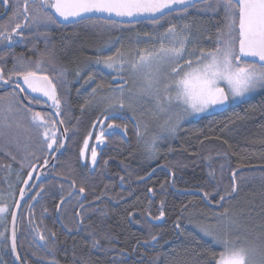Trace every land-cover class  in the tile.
I'll use <instances>...</instances> for the list:
<instances>
[{
  "label": "trees",
  "instance_id": "16d2710c",
  "mask_svg": "<svg viewBox=\"0 0 264 264\" xmlns=\"http://www.w3.org/2000/svg\"><path fill=\"white\" fill-rule=\"evenodd\" d=\"M224 3L201 1L155 22L123 24L95 18L91 31L61 41L57 54L65 67L57 79L61 92L66 86L63 72L76 78L71 100L63 101L59 115L66 148L39 184L42 194L19 211L15 246L22 264H214L212 255L221 249L198 225L238 203L260 216L264 227V88L229 102L221 113L209 110L185 121L170 134L158 129L149 135L159 134L151 155L131 116H111L119 127L96 147V162L79 160L95 118L88 103L111 90L106 89L111 73L100 80L93 61L109 56V45L154 47L171 25L177 30L189 26L187 48L189 32L195 30L199 33L195 49L213 50L218 36L227 31ZM89 75L92 81L83 83ZM48 152L44 147L38 154L25 155L22 148L0 143V204L8 207L0 230V264H13L8 248L10 213L28 173L45 163ZM94 241L99 242L96 247Z\"/></svg>",
  "mask_w": 264,
  "mask_h": 264
},
{
  "label": "snow or ice",
  "instance_id": "6c2138e0",
  "mask_svg": "<svg viewBox=\"0 0 264 264\" xmlns=\"http://www.w3.org/2000/svg\"><path fill=\"white\" fill-rule=\"evenodd\" d=\"M8 2L9 0H4L5 4ZM32 3L36 9V15L31 17V22L34 24L58 23L57 16L64 20L91 19L96 14L121 18L147 16L153 18L155 22V18H162L166 10L177 6L182 11L186 10L192 0H32ZM28 4L29 0H24L25 13L28 12ZM223 6L229 21L227 31L218 36L217 46L213 50L206 51L201 48L199 54L196 49L189 51L186 35L189 26L184 25L177 30L175 25H171L159 36L158 48L140 49L129 54L118 49L115 55L98 56L93 63L97 66L102 64L105 68L120 73L127 71L133 82L139 85L138 94L155 99L157 115L163 119V123L159 126L160 133L173 132L179 121L186 116L223 106L257 88H264V0H225ZM110 22L115 23V21ZM17 29L22 31L19 23L12 32L15 33ZM0 37L6 39L9 44L13 43L11 33L4 36V33L0 32ZM186 54L188 59H185ZM181 61L184 63L181 64ZM164 68L169 71L162 72ZM44 71L43 64L39 61L35 66H25L21 61L19 68L7 79L3 72H0V82L5 86L13 84V76H15L17 78L15 88L20 89L21 92L25 91L18 82L22 80L32 93H41L47 97L56 109V114L61 115V100L57 95L56 83L48 75L40 74ZM88 79H92L91 75ZM127 82V80L123 81L124 84ZM118 90L123 94L122 87ZM95 91L96 89H93V92ZM0 100H4V97H0ZM20 100L21 97L14 91L10 94L6 105L0 106V124L7 125L14 117L18 112L15 105ZM33 101L39 103L35 97L30 103ZM123 106L121 101L120 107ZM28 111H31L30 107ZM31 123L38 130V135H40L39 130H43L39 144L47 146L49 150L47 154L51 155L63 148L60 138L53 131L55 125H50L46 116L36 112L31 116ZM100 123L102 124L103 121ZM118 127L119 125H108L109 129ZM137 128V135L144 138L145 150L151 155L159 134L146 138L147 126L144 132L139 130V125ZM105 134L106 130L101 128L96 140L102 143ZM84 143L87 146L88 141L85 140ZM80 155L84 156V149H81ZM92 162H96L95 147L92 149ZM28 175L31 178L33 173L29 172ZM24 183L27 184L28 181L25 180ZM83 191L81 189V192ZM20 194L23 197L25 190L21 189ZM220 199L223 201L225 197L221 196ZM7 211V206H0V215ZM163 215L161 211L160 216ZM198 227L204 236L211 237L221 249L218 254L212 255L214 264H264V248L257 249L239 244L237 240L231 239L228 234L220 232L211 225H198ZM40 239L43 240L44 237L41 236ZM156 239L155 236L152 237L153 241ZM98 243L94 241L93 247ZM13 251H15L14 242Z\"/></svg>",
  "mask_w": 264,
  "mask_h": 264
},
{
  "label": "flooded vegetation",
  "instance_id": "af4514ba",
  "mask_svg": "<svg viewBox=\"0 0 264 264\" xmlns=\"http://www.w3.org/2000/svg\"><path fill=\"white\" fill-rule=\"evenodd\" d=\"M24 6H25L24 0H9L7 4L4 3V0H0V32H3L4 36H7L9 33H11L13 37V43L11 44H9L8 41L3 37H0V72H3L5 79H7L9 75H11L15 70L19 68V64L21 61L25 66H35L36 62L39 61L43 64V67L45 69V71L40 74L48 75L51 79L55 81L57 87V95L59 99L61 101L71 100L72 97L71 93L74 91V88L72 86L76 84V78H70L65 76L63 77V82L66 85L65 88L63 89V92H61L59 83L57 82L58 81L57 79H59L61 74V67L65 68L59 61V57L57 55L58 52L59 53L61 52L62 46H60V43L61 41H64L66 43V41H68L69 38H71V35H74L79 31L80 32L91 31L92 22H93L91 19L94 18L83 19L76 22H65L62 20L61 17L57 16V20L59 21L58 23L34 24L31 22V17L36 15V9L32 3V0H29L27 13H25L24 11ZM17 23L21 25L22 31L20 29H17V31L13 33L12 29L15 28V25ZM68 68H71L70 65L68 66ZM63 74L66 73L63 72ZM13 81H14L13 84L7 86H5L2 82H0V97H4V100H0V102L3 101V103H7L8 99L10 98V94L14 91L21 97L20 102L15 105L16 109H18L16 115L19 114L25 115L27 117L26 119L28 120L29 118L30 122H31V116L36 112L41 113L43 116L49 117L50 119H52V121L49 120L50 125L54 124L56 126L57 133L60 138L58 127L53 115L49 111L43 109L49 107L46 101V97L43 96L41 93H32L31 90L27 89V86L23 84V81L19 80L18 82L25 89L24 92H21L20 89L15 88V82L17 81V78L15 76H13ZM123 81L124 80L118 78L117 76L111 73V76H108L107 78L106 88L111 90L114 89L117 90L120 89L121 87L124 88L126 84H124ZM33 97L37 98L39 100V103H36L35 101L30 103V100H32ZM29 107L31 108V111H28ZM54 111L56 112L55 108ZM114 116L118 117L119 114L112 115V117ZM110 117L111 116H109V118ZM103 120L104 121L106 120V116L105 117L100 116L95 121L98 126L96 124L93 125L89 129L87 136L84 138L82 142L81 149L82 146L85 144L84 143L85 140L88 141L87 146L84 147L83 157H81L80 155L81 149L79 151V160L82 164L92 163L93 147L100 148L104 142V139L114 129V128L109 129L108 125L119 124V122H114V121L111 122V118L101 124L100 121ZM101 128L106 130V134L104 136L103 142L99 143L96 140V135L100 133ZM65 139L67 142L66 135H65ZM45 146L46 145H43L42 148H44ZM65 148H66V144H65ZM37 150L38 148L36 149V151ZM54 153H52L49 157H47V162L50 160V158ZM98 154L99 152L98 150H96V157ZM57 158L55 159L53 166L45 170L40 175L36 187L30 194L29 198L26 200L27 202L33 197H35L38 193L42 194L43 190L42 188L38 189V186L39 184H41V182L45 180L46 172L49 169L54 168ZM37 170L38 169L34 170L33 175L29 181V184L26 187L25 194H27L33 187ZM78 196H83V195L79 194ZM82 198H84V196Z\"/></svg>",
  "mask_w": 264,
  "mask_h": 264
},
{
  "label": "rangeland",
  "instance_id": "374dc122",
  "mask_svg": "<svg viewBox=\"0 0 264 264\" xmlns=\"http://www.w3.org/2000/svg\"><path fill=\"white\" fill-rule=\"evenodd\" d=\"M198 34L199 33L197 31L190 30L188 40L189 51L195 49L196 46H198V42L196 41V36ZM109 46L110 47L107 46L108 48L106 49L109 51V55H115L118 49L126 54H129L135 53L140 49L151 50L153 48H158L160 46V42L151 48H141L133 44H128L125 47L116 46V44ZM197 54H199V50L197 51ZM188 58L189 57L186 54L185 59ZM91 61H93V59ZM183 63L184 61H181V64ZM92 65L95 64L93 63ZM96 68V73L100 77V80L105 79L107 73H112L113 75L122 78V80H127L128 82L126 87L123 88V94H121L118 89L116 91L107 90L101 94H97L93 99H91L92 102L88 103L90 105L89 109L95 115L91 126L96 124L95 121L100 116L109 117L115 114L125 113L134 119L136 125H139V130L141 132H144L145 126H147L146 138H149V135H152L158 129L160 130L159 126L163 123V119L161 116L157 115L155 99L149 96L139 95V85L138 83L133 82L127 71L120 73L116 70L105 68L102 64L99 66L96 65ZM167 71H169V69H162V72L166 73ZM62 75L63 77L65 76L63 73ZM91 81L92 79L89 80L88 78H85L83 83L89 84ZM88 96H90V94ZM239 99L240 98L229 102L235 103ZM121 101L124 105L123 108L120 107ZM5 105L6 103H0V106ZM64 106L65 103L61 101L60 111L62 108L64 109ZM209 110L203 113L186 116L184 119L179 121L177 127H179V125L183 124L185 121L206 114L209 112ZM26 118L27 117L25 115L15 114L14 117L8 121L7 125L0 124V143H3V145L6 143L9 145V147L15 148V150L22 148L23 152H25V155L26 153L27 155L38 154L42 150L39 140L42 139L43 130H39L40 135H38V130L32 126L29 118L28 120ZM53 131L57 133L56 127H54ZM170 133L171 132H166V134ZM141 139H143V145L145 146L144 138ZM30 147L35 151L37 148L38 150L33 152L31 151ZM45 147L47 148V146ZM84 147H86L85 144L82 146V149H84ZM33 172L34 170H32V173ZM0 206H7V204H0ZM247 206L248 205L245 204L244 206H240L238 203L237 205H232L228 211L224 212L223 215H218L215 219H213V221H206L203 225H211L217 228L220 232L228 234L231 239L237 240L239 244L253 246L257 249L264 248V227L262 225L261 218L255 214V212H252ZM6 214L7 212L0 215V230H3L4 222L2 220L5 218ZM204 237L212 241L211 237ZM257 259H259V257H257Z\"/></svg>",
  "mask_w": 264,
  "mask_h": 264
},
{
  "label": "water",
  "instance_id": "95a60500",
  "mask_svg": "<svg viewBox=\"0 0 264 264\" xmlns=\"http://www.w3.org/2000/svg\"><path fill=\"white\" fill-rule=\"evenodd\" d=\"M201 1H205V0H192V3H191L190 6H192L195 3H199ZM190 6H188V7H190ZM177 11H181L179 9V6L174 7L173 9H170V10H166L164 15L170 14V13H173V12H177ZM92 18L106 20V21H115V22L123 23V24H133V23H138V22H141V21H153V18L147 17V16H138V17H135V18H128V17L121 18V17H115V16L108 17L107 14H103V15L96 14V15H93ZM159 18L160 17H156L155 20H157ZM62 20L65 21V22H76V21H80V20H83V19H80V18H75V19L69 18L68 20H64L62 18ZM249 59H252V58H249ZM46 101H47L49 107L48 108H43V109L49 111L53 115V117L55 119V122L57 124V127H58V131H59V135H60V141H61V143L64 146H63V148H61L59 151L55 152L52 155V157L47 162V164L44 163L43 165H41L38 168V170L36 172V176H35L33 187L31 188V190L27 194H24V196L22 197L21 194H20V190L21 189L26 190V187L28 186L29 181H30V177H27L25 179V180L28 181V183L27 184L23 183L21 188H20V190H19V193L17 195L16 201L14 203V206H13L12 210H11L9 223H8V248H9V253H10V256H11L13 264H22L21 259H20L19 255L17 253L16 246H15V251H13V242L15 243V232H16V224H17V218H18L19 211H20L22 205L24 204V202L29 198L30 194L32 193V191L36 187L40 175L45 170H47L48 168L53 166L55 159L58 156H60L64 152V149H65L66 139H65V132H64L62 123L60 122V119H59L58 115L54 111V107L52 106V102L47 97H46ZM229 104L230 103L228 102L227 104H225L223 106L215 107V108H212L210 110L213 113H221V112L225 111L229 107ZM13 213L15 214V216H13Z\"/></svg>",
  "mask_w": 264,
  "mask_h": 264
},
{
  "label": "bare ground",
  "instance_id": "6f19581e",
  "mask_svg": "<svg viewBox=\"0 0 264 264\" xmlns=\"http://www.w3.org/2000/svg\"><path fill=\"white\" fill-rule=\"evenodd\" d=\"M58 69V68H57ZM107 89V88H106ZM24 181V180H23ZM23 183V182H22Z\"/></svg>",
  "mask_w": 264,
  "mask_h": 264
}]
</instances>
